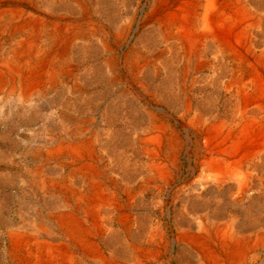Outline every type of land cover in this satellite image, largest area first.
I'll return each instance as SVG.
<instances>
[{"label":"bare ground","instance_id":"bare-ground-1","mask_svg":"<svg viewBox=\"0 0 264 264\" xmlns=\"http://www.w3.org/2000/svg\"><path fill=\"white\" fill-rule=\"evenodd\" d=\"M30 1L0 0V113L38 107L47 100L45 86L56 88L71 77L64 68L44 73V61L31 65L49 55L34 44V36L50 26L52 37L61 31L49 16L32 14L36 4L26 9L30 5L24 3ZM142 10L138 24L157 32L158 55L152 52L130 62L134 49L129 48L124 61L120 55L109 61L113 72L122 61L125 79L135 89L130 93L149 109L152 133L137 138L145 177L132 189L126 181L118 186L104 168H88V195L81 187L74 192L76 171L84 170L81 159L98 161L92 155L93 142H76L67 129L60 140H44L32 156L45 164L55 162L59 176L49 183L39 178L38 183L59 201H52L53 211L46 217L7 231L13 264H264V0H148ZM136 18L111 35L114 54L128 41ZM17 34L27 35L26 40L3 50L4 37L10 40ZM55 42L61 52L70 47L69 40ZM102 47L110 50L108 41ZM52 50L59 55V49ZM161 68L167 80L178 70L184 101L175 103V115L155 106V99L141 96L128 79L145 70L157 76ZM204 72L213 91L224 98L221 116L199 111L191 103L190 89ZM62 171L69 175L60 178ZM178 179L183 186L176 189ZM147 191L161 199L156 209L160 221L171 218L173 204L180 205L173 229L157 222L150 230L147 244L153 250L148 254L139 246L143 241L134 244L133 217L127 212L130 196L139 201ZM207 198L216 201L212 211ZM220 198L227 200L226 209L219 206ZM175 246L178 253L173 257Z\"/></svg>","mask_w":264,"mask_h":264},{"label":"rangeland","instance_id":"rangeland-1","mask_svg":"<svg viewBox=\"0 0 264 264\" xmlns=\"http://www.w3.org/2000/svg\"><path fill=\"white\" fill-rule=\"evenodd\" d=\"M48 1L50 0H33L31 3H24L30 5L26 6V9L36 4L35 10H31L32 14H39L37 17L49 16L52 24L59 27V31L62 32L58 37L57 34H53L52 37L51 30L54 26H50L46 28L44 34L38 33L34 36V44L40 50L48 51L49 55L40 60H32L31 65L40 66V62L44 61V73L58 72L59 68H64L70 70L71 77L56 88L50 89L45 86L43 90L47 93V100L43 104L39 103L41 105L38 107H19L12 112L0 113V264H13L7 253V231L22 227L40 216L46 217L53 211V208H50L52 201H59L57 195L52 196L47 190L41 191L38 183L39 178L43 177L42 179L49 183L53 179L57 180L59 176L54 173L55 162L45 164L32 156L33 150L43 148L40 145L44 140L50 138L60 140L64 138L62 130L67 129L76 142H93L94 150H91L93 151L91 154L98 161L91 164L86 157L81 159L80 164H84L80 167L84 170L76 171L79 177L74 192L81 187L83 194L88 195L86 189L88 181L85 178L89 173L88 168L98 172L104 168L108 175H113L118 186L126 181L132 189L136 188L140 184V179L146 175V162L141 155L142 145L137 142V138L152 133L149 109L143 99H136L134 94L130 93L134 92V88L129 86L125 79L127 76L126 72H123L122 61L118 59L119 71L113 72L112 62L109 60L114 56L119 58L120 55L124 61L126 56H123L128 54L129 48L134 49L133 54L128 56L130 62H135L138 57H144L152 52L158 55L161 46L155 41L157 32L147 25L138 24L144 15L142 9L148 0ZM133 16L137 18L129 32L130 41L124 42L117 49V52L120 51L114 54L113 42L110 45L111 35ZM20 35L17 34L10 40L4 37L2 49L9 50L13 43L26 40L27 35ZM68 40L70 47L64 48L63 52L54 44V41H61L64 44ZM107 41L110 46L108 52L102 47V43ZM52 47L59 49L58 56ZM20 59L22 60V57ZM116 61L117 59L114 62ZM177 71L173 70L170 80H167L162 68L159 69L157 76L145 70L136 77L133 74V78L128 76V79L132 80L133 86L137 87L141 96L145 99H155V106H160L166 114L175 115L173 111L175 103L184 101L177 80ZM207 75L208 73L204 72L200 78H196L194 86L190 89L191 103L199 111L207 114L219 113L221 116L225 109L224 98L213 91ZM62 120L65 126L61 124ZM170 122L174 123V120L171 119ZM177 130H180V126H177ZM51 143L50 141L49 144ZM186 164L185 162L187 168ZM185 172L181 180L187 175ZM59 173L62 179L69 175L64 171ZM178 180L176 189L183 186L182 181ZM129 200L127 212L133 217L134 244H137L136 239L143 241L139 246L148 254L153 250V247L147 244V240L152 238L150 230L157 222L166 224L169 230L173 229L176 222L174 216L177 215L180 205L173 204L171 218L160 221L156 209L161 199L156 192L147 191L139 201L131 196ZM214 200L212 198L204 200L208 203L210 211L217 206ZM219 201V206L226 209L227 200L220 198ZM122 238L119 237L120 240ZM176 247L172 252L173 257L178 253Z\"/></svg>","mask_w":264,"mask_h":264}]
</instances>
